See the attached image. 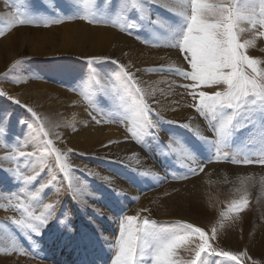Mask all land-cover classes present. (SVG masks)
I'll return each mask as SVG.
<instances>
[{
    "label": "rangeland",
    "instance_id": "374dc122",
    "mask_svg": "<svg viewBox=\"0 0 264 264\" xmlns=\"http://www.w3.org/2000/svg\"><path fill=\"white\" fill-rule=\"evenodd\" d=\"M117 2L92 0L91 6L86 7L83 0H0V32L3 33L0 35V90L18 99L17 94L29 85L38 86L50 89L54 97L64 99L55 104L46 102V97L43 103L37 99H19L22 104L33 108L40 117L36 119L20 105L0 96V126L7 130L0 135V249L6 247L17 260L25 258L40 264H113L117 252L118 220L124 215H136L139 203L146 195L158 193L170 185H180L182 188L175 189L173 196L187 204L191 202L193 209L188 212V220L178 217L164 219L155 214L151 206L145 208L147 211H140L141 218L147 217L157 223H191L205 230L212 248L247 251L248 256L242 257V264H252L253 260L264 264V183L259 182L264 179V164L258 163L264 159V139L260 135L264 131V113L256 114L253 126L239 127L230 140L229 156L241 161L248 158L252 163H207L212 156V148L199 139L200 136L206 137L202 129L174 117V112L169 116V112L163 109L165 102L170 100L163 97L170 96L167 88L170 90L178 80L176 89L182 91L181 95L178 94L185 96L189 105L196 103L189 94L192 81L183 76L190 71V66L184 54L174 46V30L177 31L183 23L179 13L185 9L179 3L175 5V11L146 4L150 19L160 21L150 25L140 19L138 10H130L122 19L117 15ZM245 6L236 33L238 42L247 45L246 54L257 61L255 72L250 67L244 71L260 82L264 80V64L249 48L256 42L264 50V35H261L264 28L260 27L264 14L259 0H246ZM17 10L30 19L87 14L106 23L92 25L74 18L50 27L20 26L16 22ZM131 18H135L136 27L129 35L121 31L120 25L127 28L133 22ZM83 23L117 32L121 37L122 50L88 54L90 48L84 49L79 42L80 36L67 40L64 31L79 29ZM128 39L148 49L158 46L152 50L163 61L168 56L169 62L155 66L147 63L132 68L129 59L131 48L126 51L124 47ZM164 44H171V50L164 51ZM170 52L178 58L170 56ZM90 60L95 62L90 64ZM112 60H118L128 68L136 80L135 87L141 90L139 93L135 87L121 90L116 106L103 93H96L98 86L93 78L96 74L111 85L109 77H115L120 71L111 63ZM160 78H163L161 83L155 81ZM198 90L213 94L225 91L226 86L197 85L195 91ZM139 96H143L152 110L148 116L155 121L158 136L150 134L137 141L132 130L135 128V100ZM189 108L198 115L193 107ZM93 116L101 122L97 123ZM200 118L212 137V125L216 121L211 116ZM81 120L91 123L92 127L104 124L120 130L124 134L123 141L137 147L148 166L139 167L133 160L113 155L110 148L120 142L116 138L101 139L99 143L84 141V137L79 136L84 134ZM21 121L26 123L21 124ZM182 124H188L189 128L180 127ZM171 138L178 140L205 163L202 172L188 179L182 178L187 169L177 163L175 153L167 148ZM68 149L72 151L68 152ZM20 151L33 155L21 157L18 155ZM62 164L66 166L61 167ZM13 174L35 179L24 183L23 180L12 179ZM254 174L257 178L249 182ZM38 188L40 194L30 197V193ZM14 193L20 195L21 201L29 205L34 214L51 212L49 223L39 236H29L12 223V219L25 218L22 209L17 207L19 202ZM241 201L247 202L243 209L230 210L234 202ZM50 203L55 205L54 209H45L44 205ZM202 203H206V211L200 209ZM97 209L103 214H98ZM221 212L226 213L223 218ZM65 215L68 219L62 225L59 220ZM213 225L216 226L215 238H212ZM196 244L189 245L187 250L183 247L178 249V264H187L194 257ZM145 261L147 264L148 257ZM206 264L238 262L208 256Z\"/></svg>",
    "mask_w": 264,
    "mask_h": 264
},
{
    "label": "snow or ice",
    "instance_id": "6c2138e0",
    "mask_svg": "<svg viewBox=\"0 0 264 264\" xmlns=\"http://www.w3.org/2000/svg\"><path fill=\"white\" fill-rule=\"evenodd\" d=\"M83 3L89 7L92 0H83ZM177 3L185 10L179 13L183 23L176 31L174 46L184 54V58L190 66V71L183 73V76L184 79L192 81V91L189 94L193 96L196 103L190 104L189 107H193L200 117L208 119L211 116V119L216 121L212 125L213 136L211 138L199 137L204 144L210 145L212 148V156L207 163L250 164L253 162L251 159L245 158L241 161L229 156L233 132L238 131L239 127L253 126L256 114L264 113V80L257 82L244 71L246 67H250L255 72L257 61L246 54L247 45L238 42L236 33L237 24L247 7L245 6L246 0H118L117 15L123 19L130 10H138L142 21L150 25L159 24L158 19H150L145 5L155 4L169 11H175ZM259 3L261 12L264 14V0H259ZM74 18L83 19L92 25L106 23L105 20L87 14L80 17L30 19L21 15L18 10L16 22L20 26L43 25L50 27L64 23L66 19ZM131 19L133 22L128 24L127 28L123 24L120 25L121 31H126L129 35L132 34L131 29L136 27L135 18ZM253 27H256L255 23H253ZM260 27L264 28V22L260 24ZM0 35L3 33L0 32ZM94 62L89 61L90 64ZM111 63L117 65L120 70L115 77H109L111 85L96 74H93V78L98 86L95 89L96 93H103L110 103L116 106L121 90H129L130 87H135L136 80L128 68L120 64L118 60H112ZM18 64L19 61H17ZM217 84L225 85L226 90L215 91L213 94L195 91L197 85L212 86ZM183 87L188 88L189 85H183ZM135 91L139 93L141 90L135 87ZM0 96L20 105L32 117L40 118L33 108L22 104L19 99L4 90H0ZM89 102H92L91 99ZM135 105V128L132 130V136L137 141L150 134L158 136L157 125L148 116L152 110L143 96H139L135 100ZM93 119L96 120V117L93 116ZM96 122L100 123L101 121L96 120ZM24 123L26 122L21 121V124ZM169 123L173 122L169 121ZM179 126L185 129L189 128L188 124ZM6 132V127L0 126V135ZM260 135L264 139V131H261ZM167 148L175 153L177 163L187 169L183 179H188L204 170L205 163H202L192 151L178 140L169 139ZM71 151L72 149H68V152ZM18 155L24 157L33 154L20 151ZM57 156H59V152H57ZM186 161L187 163H185ZM258 163L264 164V159L259 160ZM65 166L61 165V167ZM12 179L23 180L24 183H28L35 178L13 174ZM39 194L38 188L30 193V197L34 198ZM168 194L170 195V193ZM13 195L19 202L17 207L22 209L25 218L12 219V223L29 236L32 234L39 236L42 229L49 223L51 212L49 211L47 215L43 212L36 215L30 211L29 205L21 201L19 194L14 193ZM81 203L84 202L81 201ZM246 203V201L234 202L230 210L243 209ZM44 207L45 209H54L55 205L50 203L45 204ZM96 211L98 214H103L99 209ZM140 211L147 210H138L136 215H124L118 220L119 233L115 240L117 252L113 264H146L145 257H148L147 264H178L176 260L178 249L183 247L187 250L188 246L196 244L197 240L199 243L193 249L195 255L187 264H206V257L208 256L242 264V257L248 256L247 251L233 252L212 248L209 244L210 237L205 230L195 227L191 223L180 221L157 223V221L147 217L141 218ZM225 215L224 212L220 213L221 218ZM67 219L68 217L65 215L64 219L59 220V223L63 225ZM216 235V226L213 225L212 238H215ZM252 264H258V262L253 260Z\"/></svg>",
    "mask_w": 264,
    "mask_h": 264
},
{
    "label": "bare ground",
    "instance_id": "6f19581e",
    "mask_svg": "<svg viewBox=\"0 0 264 264\" xmlns=\"http://www.w3.org/2000/svg\"><path fill=\"white\" fill-rule=\"evenodd\" d=\"M79 27H80L79 29H77V27H75L76 29L75 28H69L68 30H65L64 31L65 36H66V38H68L67 40H69V38H71L70 40H72L73 36L74 37L80 36L79 42L84 47V49L90 48V51L88 52V54H90V53H92V54L112 53L115 50H122L121 45H120V41H119L121 37L119 34H117V32L111 31V30L109 31V30H106L104 28H97L96 29V28L90 27L89 25L84 24V23L82 25H79ZM161 27H163V26H161ZM75 30H77V32ZM174 32H176V31L174 30ZM68 34H70V35H68ZM248 35H249V33H248ZM124 44H125L124 47H126V51H127L128 47L131 48V54H129V59H131L130 62H131L132 68L133 67L139 68L141 66H145V64H147V63L155 66V65L161 64L165 61L169 62L168 56L163 61L162 58L159 55H157L155 51L152 50V49L157 48L158 46L154 45L152 49H148V48H145L143 46H139L134 41H131L129 39L127 40V43L125 42ZM163 46L164 47L162 49L164 51L171 50V47H172L171 44H164ZM249 51L253 55H256L258 59L260 58L262 60V63L264 64V53L262 52L264 50H262V47L260 44L255 42L254 45L250 46ZM163 54H164V52H163ZM170 56L178 58V57H176V54H174L173 52H170ZM161 79H163V78L156 79L155 81H158L161 83ZM178 81H176V82L179 83ZM177 83L172 84L171 85L172 88L170 90L167 88V92H168L167 94H170V96L167 95V96H163V97L168 98L170 100L168 101V103L165 102L166 104H164V106L162 104L163 109H165L167 113L169 112L168 113L169 116L171 115L172 112H174V114H172L174 117H176V118L179 117L183 120H187V121H189V123L192 124V126H195L199 129L201 128L202 131L204 132L205 136L208 138H211V132L208 131L207 127L204 126L200 116L192 113V111L190 110V108L188 106L189 105L188 99H186L185 96H183V97L180 96L181 95L180 93L182 91L180 89L179 90L176 89ZM173 88H175L176 90ZM23 90L24 91H21L22 92L21 94H17L18 99H21V100L22 99H26V100H32V99L36 100L37 99L36 101L43 103V101L45 100V97H46L45 101L53 103V104L61 103L60 100L63 99V98L60 99L59 96L54 97L51 90L44 88V87L30 86L29 85L28 88H25ZM208 92H209V90H208ZM211 92H213V91H211ZM66 98H67V96H66ZM67 100H68V98H67ZM62 101H64V99ZM81 122L82 123H80V125H82V126L84 125V127H83V131H84L83 133L84 134H80L79 136L84 137L83 138L84 141H90V140L92 141L93 140V142L95 141V143H99L101 141V139H103V141H104L105 138H107V139L116 138V139H118L117 141H120V142L117 143V145L110 148L111 153L113 155H117L119 157L126 158L128 160H133L135 163H137V166H139V167H144V166L147 167L148 166V164L146 162V158L140 154L138 148L135 147L130 142L123 141L124 134L120 130H118L116 128L115 129L111 128L109 126H105L104 124H103V126L102 125H100V126L94 125L92 127V124L87 123V121L85 122L84 120H81ZM249 172H251V171H249ZM235 175L237 177H240L239 175H237V173ZM240 175H242V174H240ZM255 178H257V175H255V174L251 175L249 182L255 180ZM259 182L264 183V179H262L261 181L259 180ZM182 186H185V185H182ZM245 186H248V185L245 184ZM179 187H180V185H170L166 188H163L158 193H153V194L151 193L150 195H146L144 198L141 199V202L139 203V206L137 209L143 210V209L151 206L154 209V213L157 214L158 216H161L164 219H171L174 217L175 218L178 217L181 219H187L188 220V218H189L188 212H189V210L191 211L193 209V207L191 205V202L187 204L186 202H183L179 199L174 198L173 195H174V192H176L175 189H177ZM180 188H182V187H180ZM240 189H242V188L240 187ZM244 189H246V188H244ZM242 191H243V189H242ZM247 191H248V189H247ZM168 193H170V195ZM178 194H180V192H178ZM202 194L206 195L205 192H202ZM205 204H203L200 208L203 211H206L208 209ZM112 210H110V211H112ZM190 221H192V220H190ZM0 264H40V263H36L35 261L31 262L29 260H26L25 258H19L17 260L15 255L10 253L6 247L5 248L3 247L0 249Z\"/></svg>",
    "mask_w": 264,
    "mask_h": 264
}]
</instances>
